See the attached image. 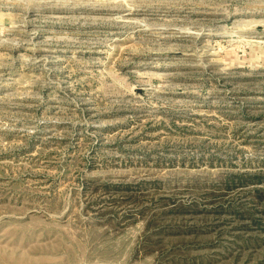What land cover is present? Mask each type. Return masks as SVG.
I'll return each mask as SVG.
<instances>
[{"label": "rangeland", "instance_id": "rangeland-1", "mask_svg": "<svg viewBox=\"0 0 264 264\" xmlns=\"http://www.w3.org/2000/svg\"><path fill=\"white\" fill-rule=\"evenodd\" d=\"M0 264H264V0H0Z\"/></svg>", "mask_w": 264, "mask_h": 264}]
</instances>
